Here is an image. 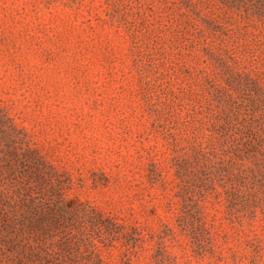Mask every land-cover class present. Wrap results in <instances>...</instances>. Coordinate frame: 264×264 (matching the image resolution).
Masks as SVG:
<instances>
[{
    "label": "rangeland",
    "instance_id": "374dc122",
    "mask_svg": "<svg viewBox=\"0 0 264 264\" xmlns=\"http://www.w3.org/2000/svg\"><path fill=\"white\" fill-rule=\"evenodd\" d=\"M263 100L264 0H0V264H264Z\"/></svg>",
    "mask_w": 264,
    "mask_h": 264
},
{
    "label": "trees",
    "instance_id": "16d2710c",
    "mask_svg": "<svg viewBox=\"0 0 264 264\" xmlns=\"http://www.w3.org/2000/svg\"><path fill=\"white\" fill-rule=\"evenodd\" d=\"M261 103L264 106V100L261 101ZM246 111L248 117H250V121L252 118L250 112L253 110L247 109ZM233 129L234 132H231V129L228 131L223 129V127L218 128L216 131L218 138L215 142L204 148L198 146L193 150L188 159L177 160L175 164L177 168L176 175L182 180L183 177L186 176L187 171L191 168L201 169L203 173L210 175L212 174L211 169L214 168L217 164V159H219L221 162L220 168H218L219 172L222 173L221 176H223V179L226 180V183L230 185V187L225 191L227 197L232 199L244 189H254L255 185L248 179L246 170L242 168V164L239 165L238 172L233 173L228 166L229 161H225L224 158L227 153L226 149L229 148L234 153V157L237 160L242 161L240 157L242 149L238 143V138L235 135L240 134L241 139H245L246 141L256 140L261 143L263 142V136L258 132V130L252 128L251 126L244 127L241 122H238ZM262 175H264V171L262 172ZM183 183L185 186L182 189V192L184 193V191L191 189V187L187 186L188 182L183 181ZM192 187L196 189L197 192H202L198 185H193ZM210 189L212 192L215 191L212 186ZM259 189L264 191V182L260 183ZM245 208L246 207L244 206L242 208H236V206L231 203H228L227 205L229 215L234 216L235 220L239 223H241L243 218L248 217V215L242 214Z\"/></svg>",
    "mask_w": 264,
    "mask_h": 264
}]
</instances>
